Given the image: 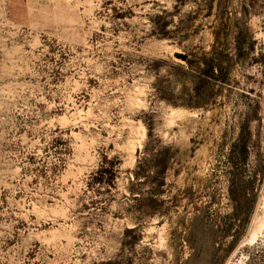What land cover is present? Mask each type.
I'll list each match as a JSON object with an SVG mask.
<instances>
[{"label":"rangeland","instance_id":"rangeland-1","mask_svg":"<svg viewBox=\"0 0 264 264\" xmlns=\"http://www.w3.org/2000/svg\"><path fill=\"white\" fill-rule=\"evenodd\" d=\"M0 264H264V0H0Z\"/></svg>","mask_w":264,"mask_h":264},{"label":"trees","instance_id":"trees-1","mask_svg":"<svg viewBox=\"0 0 264 264\" xmlns=\"http://www.w3.org/2000/svg\"><path fill=\"white\" fill-rule=\"evenodd\" d=\"M232 59L225 50H218L213 46L211 50L197 55V58L188 60L189 63H196L198 67V73L192 75V87L187 88L191 90L187 101L191 107L204 106L206 102L203 98L206 93L215 97L222 91L220 84L228 80Z\"/></svg>","mask_w":264,"mask_h":264},{"label":"water","instance_id":"water-1","mask_svg":"<svg viewBox=\"0 0 264 264\" xmlns=\"http://www.w3.org/2000/svg\"><path fill=\"white\" fill-rule=\"evenodd\" d=\"M174 55H175L177 58H181V59H183V60H186V59L188 58V55H187V54H185V53H181V52H176Z\"/></svg>","mask_w":264,"mask_h":264},{"label":"bare ground","instance_id":"bare-ground-1","mask_svg":"<svg viewBox=\"0 0 264 264\" xmlns=\"http://www.w3.org/2000/svg\"><path fill=\"white\" fill-rule=\"evenodd\" d=\"M256 228V227H255ZM256 234V233H255Z\"/></svg>","mask_w":264,"mask_h":264}]
</instances>
